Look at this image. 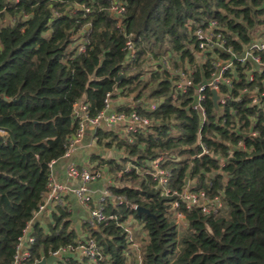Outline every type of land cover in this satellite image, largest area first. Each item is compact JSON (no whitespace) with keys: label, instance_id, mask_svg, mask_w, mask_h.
Here are the masks:
<instances>
[{"label":"trees","instance_id":"trees-1","mask_svg":"<svg viewBox=\"0 0 264 264\" xmlns=\"http://www.w3.org/2000/svg\"><path fill=\"white\" fill-rule=\"evenodd\" d=\"M115 2L122 14L111 13ZM209 22L230 54L215 48L197 62L194 32ZM263 30L264 0H0V264H12L18 239L43 203L51 166L77 131L73 105L85 104L93 117L107 94L132 98L118 112H136L149 124L131 141L95 129L98 146L122 154L89 159L90 170L111 175L113 197L104 211L114 217L81 225L83 239L99 248L92 264H264V73L233 60L225 73L231 85L218 87L224 102L216 107L204 87V117L192 107L196 88L213 78L216 56H240ZM179 70L191 82L183 94L175 86ZM157 159L169 172L170 192H203L218 198L225 213L182 203L175 209L178 197L164 196L152 174ZM49 219L45 228H32L28 264L82 239L67 207H56ZM127 222L142 236L138 258L122 226ZM53 264L88 262L68 255Z\"/></svg>","mask_w":264,"mask_h":264},{"label":"built area","instance_id":"built-area-1","mask_svg":"<svg viewBox=\"0 0 264 264\" xmlns=\"http://www.w3.org/2000/svg\"><path fill=\"white\" fill-rule=\"evenodd\" d=\"M111 13L122 14L124 12V7L119 2H115L110 9ZM215 22H209L205 29L198 28L194 32V36L196 37L198 43L199 54L212 52L215 48L220 51H225L230 54V50L223 47L224 40L220 36V34L215 33ZM125 50L129 52V54H134L133 44L130 39H127L125 43ZM84 51V47H79V52ZM237 60L242 64L250 63L253 70L258 73H264V30L261 32L259 37L252 41L242 52L240 56L231 55V59L222 60L217 56L212 61V66L214 68L213 78L206 84L199 85L194 94V101L192 103V107L196 110L201 118L204 117V110L201 106V102L203 100L202 91L204 87H210L211 91H215L218 96V101L220 103L224 102V99L218 95V87L219 85L230 86L231 79L225 76V73L228 70L233 69L232 61ZM257 68H256V67ZM190 73V71L188 70ZM179 76L178 80L175 83L176 90L183 94L187 87L191 86V82L188 80L187 75L183 73L181 70L176 72ZM248 79H252V72L249 73ZM110 95H106L105 99V108L102 112L98 113L96 116H89L87 113V106L85 104L76 103L73 105V113L72 116L75 120L78 121V128L75 132L74 136L69 140L67 150L64 154V157L68 156L75 144H77L80 139L83 137L85 129L87 127H99L104 126L107 129H114L116 127H120L124 138H128L129 141L130 135L139 130V128L147 126L149 124V120L137 114L136 112H107L109 107ZM256 102V99L253 100V103ZM150 110H153L154 104H150L148 106ZM203 152H206L203 147ZM160 159H157L152 162V174L156 178L159 188L162 190V194L164 196H168L170 194L176 195L178 198L174 201L173 207L176 209L179 207L180 203L184 205V207L189 210L190 208L196 206L201 208V212L204 214H214L218 216L220 212L223 210V204L218 198H214L209 200L203 192L200 193H192L185 189L182 193L177 194L176 192H170L168 188V179L169 172L166 170H162L158 167V163ZM66 176L69 179L77 180L79 184L77 187H68L64 184L53 181L50 177L47 183V191L43 197V203L39 207L37 213H40L44 210L46 204H51L52 210L56 207L66 208V197L71 194L73 195L78 204L84 208L88 209V218L86 223L90 227H96L97 225L104 223L107 219H113V216H107L104 211L105 202L109 199H112V194L108 189L104 190L99 198L96 201H92V197L90 195V191L88 189V184L97 181L102 178V173L99 170H90L85 168H79L74 164H70L66 170ZM115 200L119 201L120 198H115ZM120 202V201H119ZM137 206H133L134 210H137ZM36 213V214H37ZM176 218L183 219L184 216L182 213H178ZM30 223V222H29ZM29 223L24 229L22 236L18 239V243L16 245L15 254L13 256L12 264H28L27 261L29 259V246L34 242V238L32 236V229H29ZM127 234L128 241L130 242V246L138 247L136 244V240L138 237L132 232V228L130 224L125 223L122 225ZM99 248L96 242L92 238L87 239H79L76 247H66L57 250L54 253H51V256H56L58 259L68 256L74 255L75 253L78 255L77 258L81 261L82 259H87L88 264H92L96 260V256L98 255ZM139 264V263H137Z\"/></svg>","mask_w":264,"mask_h":264},{"label":"crops","instance_id":"crops-1","mask_svg":"<svg viewBox=\"0 0 264 264\" xmlns=\"http://www.w3.org/2000/svg\"><path fill=\"white\" fill-rule=\"evenodd\" d=\"M130 105L131 101L129 99L118 97L116 99L110 100L107 112H118L120 108ZM96 128L87 127L85 129L83 137L77 144H75L72 152L66 157L63 156L51 166L50 178L53 181L64 184L68 187H77L79 182L77 180L69 179L66 176V170L70 164H74L79 168L90 169L95 165V163L91 164L89 161L91 155H96L103 159H117L121 156L122 152L120 150H117L115 148L106 149L97 145V139L94 135ZM99 128L103 130H112L113 132H115V134H118L120 137L124 138L120 127H116L114 129H107L104 126H99ZM105 171V168L101 170L103 174L101 179L88 184V189L90 191V195L92 197L93 202L96 201L101 195V193L106 190L111 184V175H109V173ZM65 200L67 209L71 213L72 227L76 231L78 237L83 239L86 234L82 231L81 225L86 223V220L88 218V209L80 206L76 198L71 194H69ZM52 211L53 210L51 204H46L43 211L35 214L33 220L29 223V229L31 230L35 224H40L42 227L45 228L47 221L50 220L49 218ZM130 223L127 222V224ZM133 230L134 232H136L134 227ZM131 251L138 258L139 248L136 246H132ZM76 255L77 254L75 253L73 256Z\"/></svg>","mask_w":264,"mask_h":264},{"label":"rangeland","instance_id":"rangeland-1","mask_svg":"<svg viewBox=\"0 0 264 264\" xmlns=\"http://www.w3.org/2000/svg\"><path fill=\"white\" fill-rule=\"evenodd\" d=\"M3 23H5L4 21H3ZM201 57H200V55H196V61L197 62H201ZM256 67V66H255ZM257 68V67H256ZM124 99H126V98H124ZM127 99H129V100H131L132 98H127ZM132 101V100H131ZM106 172V171H105ZM102 173V172H101ZM103 175V174H102ZM225 213V209L224 210H222L221 212H220V214H224ZM183 219H181V218H175V223H176V225L178 226V231H179V233H183V232H185V224H184V222L182 221ZM130 223V222H129ZM131 224V223H130ZM131 228H132V232H134V230H133V227H134V229L136 230V232H134L135 234H136V236L138 237V239L136 240V244H137V246H138V248H140L141 247V245H142V236L140 235V233L138 232V229H137V227H136V225L133 223V225H131L130 226Z\"/></svg>","mask_w":264,"mask_h":264},{"label":"water","instance_id":"water-1","mask_svg":"<svg viewBox=\"0 0 264 264\" xmlns=\"http://www.w3.org/2000/svg\"><path fill=\"white\" fill-rule=\"evenodd\" d=\"M211 93H212V96H213V98H212V100H213V103L215 104V106H216V102H217V99H218V96H217V94H216V92L215 91H211ZM217 107V106H216ZM137 212L138 213H140V212H142V213H145V214H148V211L147 210H145L144 208H137ZM59 259H58V257H56V256H48L47 258H42L39 262H37L36 264H53V263H55V262H57Z\"/></svg>","mask_w":264,"mask_h":264}]
</instances>
